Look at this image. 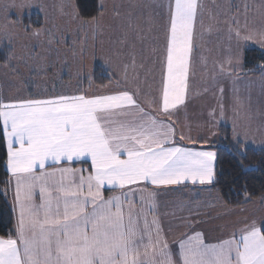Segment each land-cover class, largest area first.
<instances>
[{
    "label": "snow or ice",
    "instance_id": "obj_1",
    "mask_svg": "<svg viewBox=\"0 0 264 264\" xmlns=\"http://www.w3.org/2000/svg\"><path fill=\"white\" fill-rule=\"evenodd\" d=\"M201 8L200 0L166 4L159 100L142 96L138 85L101 91L107 86L97 87L92 73L80 70L77 83L86 80L88 88L0 100L10 174L5 183L13 188L18 209L13 232L0 236V264H264V219L246 221L217 242L206 241L189 221L192 231L173 248L155 214L157 192L148 191L185 182L210 185L215 178L217 154L179 145L175 127L160 118L170 117L187 99ZM98 23L95 18L83 22ZM8 28L5 24L0 36H9ZM24 31L37 39L52 35L46 27ZM136 38L142 39L139 33ZM229 38L237 48L257 38L264 44V28L251 29L233 17ZM134 48L130 45V59L122 65L124 81L130 72L138 80L144 67ZM37 57L46 59L38 53L30 59ZM16 60L7 56L3 67L17 72ZM238 64L239 57L230 53L219 72L231 74ZM30 71L46 75L48 65ZM220 109L222 118L223 105ZM209 117L214 126L216 112ZM85 159L93 169L87 175L63 166ZM105 186L121 190L120 195L105 198Z\"/></svg>",
    "mask_w": 264,
    "mask_h": 264
},
{
    "label": "rangeland",
    "instance_id": "obj_2",
    "mask_svg": "<svg viewBox=\"0 0 264 264\" xmlns=\"http://www.w3.org/2000/svg\"><path fill=\"white\" fill-rule=\"evenodd\" d=\"M167 3L168 0H102L103 12L96 18L99 23L84 25V21L92 20H84L79 16L75 0H0V31L7 24L10 33L6 37L0 36V49L6 52V56L17 58L18 68L14 73L11 65L6 69L0 61L1 100L5 97L20 98L27 95L31 89L38 93L75 91L79 87L75 78L77 70L82 73L91 72L93 76L98 64L106 68L114 79L101 91L115 90L124 85L132 89L138 85L143 95L147 93L148 96H159V61L165 45ZM200 3L202 8L197 17L196 48L189 73V80L194 81L189 86V94L196 104L205 101L201 100V95H206L204 88L207 87L204 83L207 80L227 85L223 82L226 80V89L230 93L233 86L229 80L243 78L244 81L251 82L264 77V68L261 76L244 74L246 49L253 46L264 52V44L258 42L257 38L242 43L237 48L236 42L229 38L233 17L239 20L241 25L247 23L251 29L264 28V0H200ZM33 11L42 14L43 24L40 28L49 29L52 33L50 37L45 35L37 39L31 32L24 31V27L36 29L22 21L23 16ZM137 33L142 39L136 38ZM48 39L52 40L51 44L47 42ZM125 40L126 43H121ZM132 44L135 45L137 63H142L144 67L139 69L138 80L132 79L130 72L128 80L124 81L121 79L122 65L130 59L128 53L133 50L130 49ZM34 53L46 59H30ZM230 53L239 57V64L231 74H221L219 67ZM24 60H28V63L25 64ZM40 63L48 65L46 75L30 71V68H36ZM229 71L231 72V69ZM65 82L68 89L64 85ZM238 87L239 85L236 89ZM219 88L222 89L223 86ZM244 89L250 93L248 86ZM227 98L234 101L229 95ZM223 104L224 109L226 101ZM220 105L222 103L219 104V109ZM188 110L191 111L190 108ZM242 119L238 113L235 117L228 118L234 147L238 148V143L245 147L263 146L264 136L257 134V131H250L245 122L241 124ZM234 128L239 136L234 135Z\"/></svg>",
    "mask_w": 264,
    "mask_h": 264
},
{
    "label": "crops",
    "instance_id": "obj_3",
    "mask_svg": "<svg viewBox=\"0 0 264 264\" xmlns=\"http://www.w3.org/2000/svg\"><path fill=\"white\" fill-rule=\"evenodd\" d=\"M191 82L194 81L189 80V86ZM223 82L227 85L219 83V81L207 80L204 83V86L207 87V89L204 88V93L206 95H201V100L205 101L199 104H196L195 99L191 98L192 95L189 94L191 88H189L184 105L178 106L170 117L166 115L160 116L161 119L170 122L175 127L176 141L179 145L195 148L197 150L214 151L217 154L216 150L207 148L205 145L213 144V141H218V128L221 125H231L228 123V118L235 117L236 113H238L240 119L243 117L241 124L245 122L250 131H254L255 133L257 131V134H262L264 136V77L258 81L251 82L244 81L243 78L236 81L229 80V83L233 86V91L230 93L226 89L228 82L226 80ZM233 83L235 85H233ZM64 85H66L68 89L66 82ZM238 85L239 87L236 89ZM220 86H223V88L220 89ZM245 86H248L250 93H247V90L244 89ZM63 91L64 90H61L60 92ZM53 92L54 91L38 93L34 92V89H31L27 95L22 97H35L37 94L49 95ZM227 95L234 98V101H230ZM142 96L152 97L153 100H159L160 93L159 96L150 95V97L147 93H145V95L142 94ZM237 100L242 101V105H237ZM225 101L226 106L223 109L224 115L221 118L219 116L221 110L219 109V104L222 103L224 106L223 102ZM153 107H155V105ZM188 108H190L191 111L188 110ZM210 112H216L217 114L214 126L210 123ZM209 128H212L213 131L209 132ZM0 130L3 132L2 123H0ZM181 135L185 137L183 140L179 139ZM189 137L191 139H189ZM201 137L205 139L201 140ZM193 140L197 141V143H192ZM251 146L264 147V145ZM122 158L125 157L122 155ZM63 166L82 169L84 175L93 171L89 159L70 162ZM11 191L14 210L15 201L12 187ZM148 191L157 192L155 197L157 206L155 214L159 217L161 225L167 234L169 244L173 248L176 247L175 242L182 236L190 233L192 228L204 232L206 241L217 242L219 239L227 238L232 231L244 227L246 221H251L253 219L259 221L264 219V206L259 201H253L243 207H230L223 202L219 192L211 188V184L193 185L191 182H185L184 185H170L160 189H155V187L152 186L149 187ZM120 192L121 190L119 189L114 190L110 186H105L103 195L105 198H109L114 195H120ZM17 211L18 209L14 210L15 219ZM189 221L192 222V228L188 227Z\"/></svg>",
    "mask_w": 264,
    "mask_h": 264
},
{
    "label": "trees",
    "instance_id": "obj_4",
    "mask_svg": "<svg viewBox=\"0 0 264 264\" xmlns=\"http://www.w3.org/2000/svg\"><path fill=\"white\" fill-rule=\"evenodd\" d=\"M75 2L78 14L84 20L96 19L103 12L102 0H75ZM22 21L27 26L40 28L43 17L41 13L33 11L23 16ZM6 57V52L0 49L1 63L7 62ZM263 68L264 52L257 47H248L244 58V74L261 76ZM93 79L97 87L108 86L114 80L101 64L95 66ZM80 86L88 88L87 81H82ZM218 131V141L205 145L217 152L215 180L211 188L217 190L223 202L230 207H243L253 201H259L264 206V200H262L264 197V148L245 147L242 143H238V148H235L231 127L221 125ZM6 161L7 145L5 135L0 130V236L3 237L13 232L16 220L11 186L5 183L10 176Z\"/></svg>",
    "mask_w": 264,
    "mask_h": 264
}]
</instances>
